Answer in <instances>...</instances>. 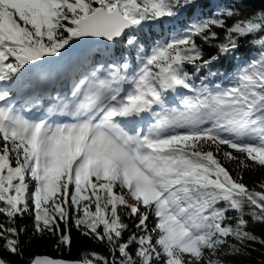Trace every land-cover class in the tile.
I'll return each mask as SVG.
<instances>
[{"label":"snow or ice","instance_id":"6c2138e0","mask_svg":"<svg viewBox=\"0 0 264 264\" xmlns=\"http://www.w3.org/2000/svg\"><path fill=\"white\" fill-rule=\"evenodd\" d=\"M261 3L0 0V264H232L264 248L249 230L264 178H243L264 169ZM73 229L106 252L30 251L71 249Z\"/></svg>","mask_w":264,"mask_h":264},{"label":"trees","instance_id":"16d2710c","mask_svg":"<svg viewBox=\"0 0 264 264\" xmlns=\"http://www.w3.org/2000/svg\"><path fill=\"white\" fill-rule=\"evenodd\" d=\"M205 11L207 14H211V10L215 3H225L230 4L234 3L235 0H202ZM251 9H257L262 6L261 0H248ZM249 13H245L248 15ZM231 23V21H229ZM255 49H252L250 45H248L247 41H241V53L251 52L252 55H255ZM241 53H237V55H241ZM244 59H248L247 55H244ZM235 62H228L225 61V66H231ZM224 68L221 67V71ZM232 167H235L232 165ZM245 182L248 184L249 187H252L254 183H258L260 179L264 178V169L256 168L255 170L246 171L243 176ZM2 219V217H0ZM22 225H28L31 227V218L25 217L19 221ZM250 231H253L257 235L264 234V224H255L250 225ZM72 235L74 238V243L71 246V249L62 248L57 250L54 246V241L52 239H43V240H36L33 241L30 245V251L40 255H49L56 258H63L69 260L78 259L81 255V252L85 249L88 250H95L97 252L104 253L106 249L103 245L88 240L81 236L75 229L72 231ZM255 249V250H252ZM250 255L246 256H237V257H229L228 259L232 262V264H260L261 260H264V248H262L259 244H253L249 247Z\"/></svg>","mask_w":264,"mask_h":264}]
</instances>
